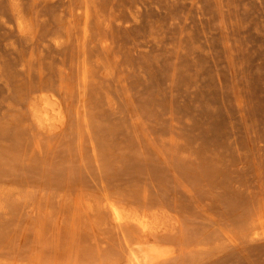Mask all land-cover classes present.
<instances>
[{
    "label": "rangeland",
    "instance_id": "1",
    "mask_svg": "<svg viewBox=\"0 0 264 264\" xmlns=\"http://www.w3.org/2000/svg\"><path fill=\"white\" fill-rule=\"evenodd\" d=\"M113 205L264 264V0H0V264L129 262Z\"/></svg>",
    "mask_w": 264,
    "mask_h": 264
},
{
    "label": "bare ground",
    "instance_id": "2",
    "mask_svg": "<svg viewBox=\"0 0 264 264\" xmlns=\"http://www.w3.org/2000/svg\"><path fill=\"white\" fill-rule=\"evenodd\" d=\"M43 115L48 119V113H47L46 107L44 109ZM112 208H113L114 220L117 223L126 224V225H134L140 230V235H138V237L135 239V242H133V244L131 242V245H135V247L130 248L131 253L130 255L128 253V256H130L129 257L130 259H128L129 262L127 261L128 264H160L163 261L172 259V257L175 255L174 246L176 245V241H175V245L172 246V244L169 245L168 242L166 244V241L162 242L153 237L155 236L156 233L158 234V232L162 228V226L160 225V222L158 221L159 218H157L156 216H151L147 213L143 215H138L133 212H127L124 209L120 207H116L114 205L112 206ZM259 226L261 228H264V214L259 218Z\"/></svg>",
    "mask_w": 264,
    "mask_h": 264
}]
</instances>
